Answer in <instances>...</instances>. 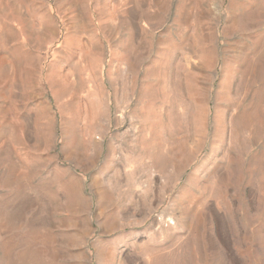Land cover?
Returning a JSON list of instances; mask_svg holds the SVG:
<instances>
[{"label": "rangeland", "instance_id": "rangeland-1", "mask_svg": "<svg viewBox=\"0 0 264 264\" xmlns=\"http://www.w3.org/2000/svg\"><path fill=\"white\" fill-rule=\"evenodd\" d=\"M0 264H264V0H0Z\"/></svg>", "mask_w": 264, "mask_h": 264}]
</instances>
